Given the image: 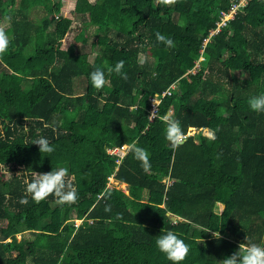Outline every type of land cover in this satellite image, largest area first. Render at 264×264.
I'll return each instance as SVG.
<instances>
[{
	"label": "trees",
	"instance_id": "obj_1",
	"mask_svg": "<svg viewBox=\"0 0 264 264\" xmlns=\"http://www.w3.org/2000/svg\"><path fill=\"white\" fill-rule=\"evenodd\" d=\"M240 2L0 0V24L10 23L0 54V264H172L155 244L168 230L189 245L181 264H220L242 243L264 245V113L248 106L264 94V0H247L220 27ZM97 68L108 79L101 89L89 80ZM166 116L181 121L178 147ZM40 136L53 153L40 154ZM59 167L78 199L34 201L32 172Z\"/></svg>",
	"mask_w": 264,
	"mask_h": 264
},
{
	"label": "clouds",
	"instance_id": "obj_2",
	"mask_svg": "<svg viewBox=\"0 0 264 264\" xmlns=\"http://www.w3.org/2000/svg\"><path fill=\"white\" fill-rule=\"evenodd\" d=\"M156 40L166 47L175 46L171 38L159 32L156 33ZM9 44L10 38L8 33L0 29V54L8 50ZM122 68L123 61L117 63L114 69H110V71L120 73ZM241 78L243 79V76ZM89 80L91 85L97 89L103 88L108 83L105 71L100 68L95 69L89 74ZM248 106L254 112L264 113V94L251 96L248 100ZM155 113L156 111L153 112L152 118H156ZM164 119L166 121V139L173 147H178L185 140V133L181 121L167 116ZM211 138L215 139V135L213 134ZM33 144L39 146L40 154H51L55 151V146L44 136L38 137ZM128 147L133 152L135 158L143 161L145 165H147L149 153L145 148L135 144L129 145ZM70 179L71 176L67 167L52 169L48 173L38 174L33 171L30 182L26 183L25 191L36 202L44 200L52 195L61 203H74L78 199L79 193L77 187L70 182ZM20 203L27 204V197L21 198ZM106 210L110 211V208ZM209 231H211V229L207 232ZM213 235L215 238L219 239L220 233L219 231H214ZM155 244L158 250L165 254L166 258L171 261L172 264H181L190 252L189 245L172 230L158 235ZM219 262L220 264H264V245L256 243L250 244L247 242L242 243L239 245L236 252Z\"/></svg>",
	"mask_w": 264,
	"mask_h": 264
},
{
	"label": "rangeland",
	"instance_id": "obj_3",
	"mask_svg": "<svg viewBox=\"0 0 264 264\" xmlns=\"http://www.w3.org/2000/svg\"><path fill=\"white\" fill-rule=\"evenodd\" d=\"M243 3H247V0H243ZM0 17H1V15H0ZM8 27H10V23L8 22V20H7V18H5L4 20H3V22H1V24H0V29H2V30H5V29H7ZM199 63H200V60H199V62L197 63V65H196V67L198 68L199 67ZM196 67L193 69V70H191L190 71V73L191 72H196L197 71V69H196ZM196 69V70H195ZM0 72H1V70H0ZM83 90V89H82ZM159 104V100H154V105L155 106H157ZM200 130H197V129H191L190 130V133H189V135H194V134H196V133H198ZM204 132V134H206V135H209V136H211L212 137V135H213V133L211 132V131H209V130H204L203 131ZM167 180V179H166ZM110 184H111V186H115V187H117L118 189H121V190H123L125 193H127V194H129V188H128V186H126L125 184H123L122 185V183H119V182H117V181H115L113 178H110ZM122 185V186H121ZM223 209H224V207L223 206H221V205H217V207H216V212H218V213H222V211H223ZM78 222V221H77ZM80 226V225H79ZM28 238H31L32 236L31 235H26ZM21 236H19V238H20Z\"/></svg>",
	"mask_w": 264,
	"mask_h": 264
},
{
	"label": "built area",
	"instance_id": "obj_4",
	"mask_svg": "<svg viewBox=\"0 0 264 264\" xmlns=\"http://www.w3.org/2000/svg\"><path fill=\"white\" fill-rule=\"evenodd\" d=\"M245 5L246 4L243 3V0H241V2L238 5H235L233 7V9L231 10L230 13H223V19H222V22L220 23L219 26L222 27V25H226L227 21L232 19L234 17L235 13H237L238 8L245 6ZM208 42H210V39L209 38L205 39V44H207ZM167 94H170V92H168ZM153 112H154V110H153ZM125 150H126V148H125ZM109 153L117 154L120 157H123L125 155L124 148L123 149L109 150ZM80 223L81 222H77V225H79Z\"/></svg>",
	"mask_w": 264,
	"mask_h": 264
},
{
	"label": "water",
	"instance_id": "obj_5",
	"mask_svg": "<svg viewBox=\"0 0 264 264\" xmlns=\"http://www.w3.org/2000/svg\"><path fill=\"white\" fill-rule=\"evenodd\" d=\"M172 220L175 221V222H179L180 221V219L179 218H176V217H173ZM185 222L186 221L184 220L183 223H185Z\"/></svg>",
	"mask_w": 264,
	"mask_h": 264
},
{
	"label": "bare ground",
	"instance_id": "obj_6",
	"mask_svg": "<svg viewBox=\"0 0 264 264\" xmlns=\"http://www.w3.org/2000/svg\"><path fill=\"white\" fill-rule=\"evenodd\" d=\"M122 185H123V184H122ZM122 185H121V186H122ZM123 186H124V185H123ZM126 186H127V185H126Z\"/></svg>",
	"mask_w": 264,
	"mask_h": 264
}]
</instances>
